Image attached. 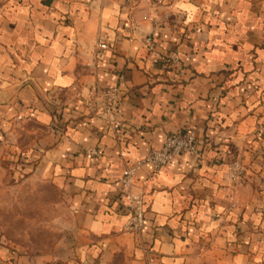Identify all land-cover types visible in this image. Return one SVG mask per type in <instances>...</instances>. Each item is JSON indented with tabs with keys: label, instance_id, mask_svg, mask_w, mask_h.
Listing matches in <instances>:
<instances>
[{
	"label": "crops",
	"instance_id": "obj_1",
	"mask_svg": "<svg viewBox=\"0 0 264 264\" xmlns=\"http://www.w3.org/2000/svg\"><path fill=\"white\" fill-rule=\"evenodd\" d=\"M111 88L110 114L87 107ZM178 131L198 154L135 171L125 231L122 171ZM11 152L68 200L74 245L47 264H264V0H0V169Z\"/></svg>",
	"mask_w": 264,
	"mask_h": 264
},
{
	"label": "rangeland",
	"instance_id": "obj_2",
	"mask_svg": "<svg viewBox=\"0 0 264 264\" xmlns=\"http://www.w3.org/2000/svg\"><path fill=\"white\" fill-rule=\"evenodd\" d=\"M23 139L28 145L32 138ZM25 159L11 152L1 162L0 245L34 264H47L73 247L76 231L63 190L33 175Z\"/></svg>",
	"mask_w": 264,
	"mask_h": 264
},
{
	"label": "built area",
	"instance_id": "obj_3",
	"mask_svg": "<svg viewBox=\"0 0 264 264\" xmlns=\"http://www.w3.org/2000/svg\"><path fill=\"white\" fill-rule=\"evenodd\" d=\"M145 45L150 47L149 39L145 38ZM103 43L99 48H105ZM175 59L174 57H171ZM116 88L98 89L94 97L86 101L90 110L110 114L119 106V97ZM92 153H95L92 151ZM185 153L198 154L197 141L194 132L178 131L169 132L165 135L162 145L157 149L150 150L133 166H127L119 178L121 193L127 201L128 218L124 224V230L131 233L139 232L145 221V209L141 192L133 191V177L135 171L143 164H149L153 170L161 167L173 159ZM244 166L239 159H234L228 167V176L235 182L240 183L244 175Z\"/></svg>",
	"mask_w": 264,
	"mask_h": 264
}]
</instances>
